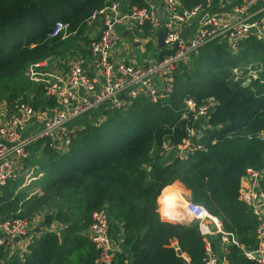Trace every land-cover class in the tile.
Segmentation results:
<instances>
[{
  "label": "trees",
  "instance_id": "1",
  "mask_svg": "<svg viewBox=\"0 0 264 264\" xmlns=\"http://www.w3.org/2000/svg\"><path fill=\"white\" fill-rule=\"evenodd\" d=\"M110 1L0 0V100L7 106L26 100L40 111L52 107L55 101L44 95L41 84L20 81L24 68L46 55L65 53L68 40L48 36L56 19L68 23L67 32L77 34L90 14ZM204 1L181 3L188 8ZM147 28L143 23L137 34L146 35ZM246 63L260 64V69L257 78L243 85V75L231 79V67ZM207 97L214 100L208 126L193 138L202 146L179 158L174 148L189 123L182 116L187 112L184 99L197 105ZM97 106L99 117L92 107L89 119L72 127L64 149L55 148L47 137L28 146L23 164L39 175L24 189L38 187L39 192L26 197L18 188L21 176L0 187L2 215L59 226L57 232H40L21 255L10 256L5 264H105L95 260L85 232L90 212L100 206L120 225L123 248L114 252L110 264H184L176 247L186 254V264H201L204 236L197 221L160 218L164 204L167 211L174 180L238 243L223 242L226 252H221L216 244L220 234L208 236L219 256L231 264H254L239 246L256 245L258 219L239 198L238 187L249 167L260 172L258 185L264 193V37L248 35L235 51L216 40L189 51L175 62L171 90L162 100L137 96L122 107ZM165 140L172 153L162 160L160 145ZM3 251L0 246V258Z\"/></svg>",
  "mask_w": 264,
  "mask_h": 264
},
{
  "label": "built area",
  "instance_id": "2",
  "mask_svg": "<svg viewBox=\"0 0 264 264\" xmlns=\"http://www.w3.org/2000/svg\"><path fill=\"white\" fill-rule=\"evenodd\" d=\"M119 2L112 0L90 14V21L98 19L100 22L96 34L89 41L91 54L86 61L73 60L63 69L48 57L26 66L24 77L42 85L44 95L55 101L52 107L36 110L26 100L7 106L1 99L0 187L18 176L25 182L31 180V170L23 164L28 155V146L36 139L47 137L55 148L64 149L72 129H65V123L92 107L101 103L108 107H122L137 96H145L150 101L166 98L172 87L175 62L201 44L216 40L235 51L238 41L248 35L264 37V0H205L188 8L182 6L181 0H162L165 9L161 23L163 44L169 49L150 63L138 66L129 60L112 57V51L120 40L115 25L122 19L130 21V25H141L145 21L156 25L158 17L154 14L152 0H144L143 5H132L124 13L120 12ZM213 2L227 4L223 14L209 10ZM193 16H197L193 33L184 37L180 33L182 25ZM67 26V22L56 19L48 36H62ZM259 69L260 64L247 63L241 70L232 66L231 79L236 80L243 75L241 84L248 83L258 77ZM184 103L187 112L182 116L189 123L184 129L185 136L174 148L179 158H185L191 150L201 148L202 145L194 142L193 138H198V129L208 126L207 115L214 100L207 97L195 105L187 98ZM33 121H37L38 126H33ZM160 147L165 158L171 148L170 142L165 140ZM164 153H167L165 157ZM259 178L260 172L248 167L240 175L238 187L239 198L258 219L256 245L251 249L239 246L243 255L253 260L254 264H264V193L259 188ZM180 212L182 217L196 220L199 232L204 236L201 264H228L212 248L207 237L219 233L220 251L226 252L223 242L238 245L231 232L221 230L217 217L189 198H183ZM29 224L30 220L6 217L0 213V246L9 247L18 235L27 230ZM107 224L106 208L100 206L90 212L85 232L96 251L95 260L110 264L117 249L111 242Z\"/></svg>",
  "mask_w": 264,
  "mask_h": 264
},
{
  "label": "crops",
  "instance_id": "3",
  "mask_svg": "<svg viewBox=\"0 0 264 264\" xmlns=\"http://www.w3.org/2000/svg\"><path fill=\"white\" fill-rule=\"evenodd\" d=\"M119 1H121L122 5H123V9L126 8V5L123 1L132 4V2H130V0H119ZM152 3H153V7H154V9H153L154 14L158 17V24L151 25L149 22L145 21L144 23L148 24V28H147L148 32L146 35L141 36V35L137 34L138 32H140L139 28L142 24L141 25H130L131 24L130 21L122 19L120 22H118L115 25V30L118 33L120 40L118 42L117 47H115L112 51V57L113 58L129 60L130 62H133V64L141 66V65H145L147 63H150L151 61L160 57L161 54L163 55L164 53H166L168 51L169 48L164 46V44L161 47L157 46V32L159 29H161L162 19L165 15L164 5H163L162 0H152ZM226 8H227V4L218 5V4L213 2L211 4V6L209 7V10L212 12H216V13L221 15L224 13ZM121 13H124V12H121ZM191 21L192 20L188 19L182 25L181 32H180L182 36L188 37L189 35H191L193 33V29L195 27L196 21H192V23H191ZM99 22L100 21L98 19L91 20V21L88 19V21H86V23L82 29L83 30L82 32L84 35L86 34L88 36V38L83 37V39L85 38V39H87V41L88 40L90 41V39L93 38V36L96 34V32L98 30ZM86 28H88V29H86ZM60 37H62V36H60ZM90 54L91 53L89 51V47L87 46V49L83 50V51H79L77 57H75L74 59L75 60L83 59L84 61H86L89 58ZM152 56H155V57H152ZM51 58L55 62L56 66L63 68V69L66 68L71 61V60H69V61L68 60L67 61L59 60V58L57 61L56 56H53ZM0 101H2V100H0ZM2 107H3V104H2V102H0V112H2ZM99 108L100 107L96 105L91 110L89 109L90 111L95 109L94 112L97 113L96 118H98L100 115L99 114L100 113ZM89 110L78 115L76 118H74L72 120V122H74V121L76 122L74 126H77L79 121L82 122L84 119H87V120L89 119V118H86L91 113ZM84 114H87V115L85 116ZM78 117H80V118H78ZM81 118H82V120H81ZM38 124L39 123L37 121L32 122L33 126H35V125L38 126ZM261 135H263V132L261 133ZM168 158H166V159H168ZM166 159L163 158L162 160H166ZM38 175L39 174L34 175V173H31V176H33V178H31V180L26 182V185L33 182L37 178ZM24 183H25V181H22L20 185H22ZM170 184H172L170 186V188L168 189L169 191L172 190V192L169 195L170 201L175 200V199H177L179 201L176 208H172L170 206L172 209V212H173L174 209L178 208L179 203L182 202V199H183L182 197L187 198V199L189 198V190L187 188H185L183 186V184L178 180H174ZM34 188L36 189V187H34ZM173 193L175 195H173ZM172 195H173V197H172ZM165 197H166V194H165ZM169 199H168V201H169ZM170 213H169V215H170ZM169 215L166 214L167 217H169L171 219H175L174 216H169ZM58 227L59 226L57 225L56 222H51L49 225L43 226L40 224L39 219H37V218L32 219L30 221V224H29L27 230L24 233L18 235L12 241V243L9 247H3L4 255L2 256V258H0V264H5L6 260L12 255H21L25 251L27 243L30 240H32L33 238L37 237L40 234V232L44 231L45 229H51V230H54L55 232H57ZM107 231H108V234L110 236V239H111V242H112L114 248L117 250L122 249L123 247H122V243L120 240V225L116 221L108 218ZM213 234H216V233H213ZM213 234H210V235H213ZM210 235H208V236H210ZM216 244H217L218 248L220 249V240L217 241ZM225 261H226V259H225ZM225 261L221 260L222 263H224ZM227 263L231 264L229 262H227Z\"/></svg>",
  "mask_w": 264,
  "mask_h": 264
},
{
  "label": "rangeland",
  "instance_id": "4",
  "mask_svg": "<svg viewBox=\"0 0 264 264\" xmlns=\"http://www.w3.org/2000/svg\"><path fill=\"white\" fill-rule=\"evenodd\" d=\"M124 3H125V5H126V8L125 9H123V5H122V3H121V1L119 2L120 3V12H125V11H127L132 5H136V3H132V4H130V3H127V2H125V1H123ZM122 5V6H121ZM196 18H197V16H193V17H191V18H189L190 20H192V21H196ZM192 21H191V23H192ZM67 29V28H66ZM86 29H88V28H86ZM85 30V29H84ZM83 31V30H82ZM80 32V33H77V34H73L72 32H67V30H65L64 31V33H63V35H62V38H64V39H67L68 40V42H69V44L67 43V46L65 47V49H64V51H65V53H63L62 55H56V59H57V61H58V58H59V60H64V61H69V60H71V61H73V60H75L74 58L75 57H77V55H78V52L79 51H83V50H86L87 49V46H88V43H89V40L88 41H86L85 40V38H88V36L85 34H83V32ZM83 37H85L84 39H83ZM31 44H33V43H31ZM30 44V45H31ZM49 56L48 55H46L44 58H48ZM52 57V56H51ZM152 57H155V56H152ZM36 61H38V60H35V61H31V62H29L28 63V65L30 64V63H33V62H36ZM70 61V62H71ZM247 64V63H246ZM251 64H253V63H251ZM27 65V66H28ZM234 66H237V68H239L240 70L242 69V68H244V66H245V64H235ZM26 68V67H25ZM25 68H24V70H25ZM24 70H23V72H22V77H21V79H20V81H24V82H28V83H34V82H31V81H29V80H27L25 77H24ZM85 115V114H84ZM87 115V114H86ZM90 115H92V113H90L88 116H90ZM81 117V116H80ZM80 117H78V118H80ZM76 118V117H75ZM77 118V119H78ZM88 118V117H87ZM74 119V118H73ZM73 119H71V120H69V121H67L66 123H65V125H64V128L65 129H70V128H72L74 125H75V121L74 122H72V120ZM63 128V127H62ZM63 128V129H64ZM199 135V134H198ZM170 153H172V151L170 150L169 151ZM168 153V152H167ZM167 153H164V157H165V155L167 154ZM28 185V184H27ZM26 185V182L24 183V184H22V185H19L18 186V188L21 190L22 188L24 189V187L25 186H27ZM38 187H36V189L33 187V188H29V189H24L25 191H26V193H27V196L26 197H28L30 194H32V193H34V192H39V190L37 189ZM173 195H175L174 193H173ZM173 195H172V197H173ZM182 198H184V197H182ZM181 198V199H182ZM22 199H24V198H22ZM176 200L177 199H175V200H171L170 201V199H169V201L167 202V211H168V213H167V211H166V209H165V205H164V213H166V214H168L169 215V213L170 214H174V213H176V214H180V213H182V212H180L181 211V208H182V202H180L179 203V206H178V208H177V211L174 209L173 210V212H172V209H171V207L172 208H174V206L176 205ZM182 201H183V199H182ZM164 203H165V200H164ZM171 204V205H170ZM171 206V207H170ZM160 214V213H159ZM165 214V215H166ZM162 212H161V214H160V218H169V217H167V216H165ZM170 219V218H169ZM174 220H177L176 218L174 219Z\"/></svg>",
  "mask_w": 264,
  "mask_h": 264
},
{
  "label": "water",
  "instance_id": "5",
  "mask_svg": "<svg viewBox=\"0 0 264 264\" xmlns=\"http://www.w3.org/2000/svg\"><path fill=\"white\" fill-rule=\"evenodd\" d=\"M222 2H223V0H222ZM157 46L158 47L163 46V33H162V29H159L158 32H157ZM246 84L247 83H243V85H246ZM175 218L176 219H179V220H181L183 222H190V221H192V219H190V218L182 217L181 214H179V216L177 215ZM175 252H176V254L181 255L182 257H184L183 263L186 264V262H187V256H186V254L182 253L181 250L178 247H176Z\"/></svg>",
  "mask_w": 264,
  "mask_h": 264
},
{
  "label": "bare ground",
  "instance_id": "6",
  "mask_svg": "<svg viewBox=\"0 0 264 264\" xmlns=\"http://www.w3.org/2000/svg\"><path fill=\"white\" fill-rule=\"evenodd\" d=\"M178 200H176V205L174 206V208H176L177 207V204H178ZM176 211H177V209H175ZM173 214V213H172ZM172 214H170L169 216H174V218L178 215V214H176V213H174L173 215ZM179 216V215H178Z\"/></svg>",
  "mask_w": 264,
  "mask_h": 264
}]
</instances>
